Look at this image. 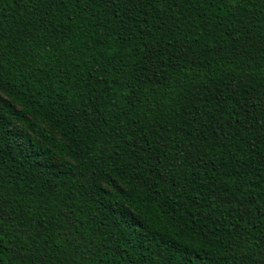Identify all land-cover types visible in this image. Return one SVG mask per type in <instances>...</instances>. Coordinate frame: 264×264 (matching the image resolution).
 I'll return each instance as SVG.
<instances>
[{
	"label": "trees",
	"instance_id": "1",
	"mask_svg": "<svg viewBox=\"0 0 264 264\" xmlns=\"http://www.w3.org/2000/svg\"><path fill=\"white\" fill-rule=\"evenodd\" d=\"M0 264H264V0H0Z\"/></svg>",
	"mask_w": 264,
	"mask_h": 264
}]
</instances>
